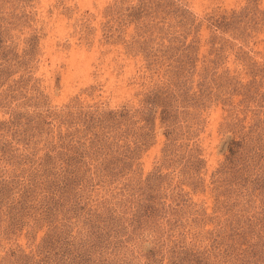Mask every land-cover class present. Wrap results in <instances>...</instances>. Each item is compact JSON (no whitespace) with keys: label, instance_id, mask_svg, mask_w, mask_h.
Here are the masks:
<instances>
[{"label":"rangeland","instance_id":"obj_1","mask_svg":"<svg viewBox=\"0 0 264 264\" xmlns=\"http://www.w3.org/2000/svg\"><path fill=\"white\" fill-rule=\"evenodd\" d=\"M0 264H264V0H0Z\"/></svg>","mask_w":264,"mask_h":264}]
</instances>
